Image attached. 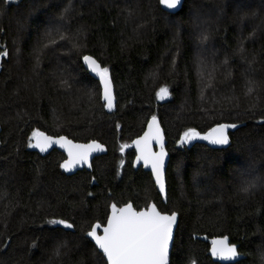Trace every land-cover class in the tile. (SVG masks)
Returning <instances> with one entry per match:
<instances>
[{"label":"trees","instance_id":"1","mask_svg":"<svg viewBox=\"0 0 264 264\" xmlns=\"http://www.w3.org/2000/svg\"><path fill=\"white\" fill-rule=\"evenodd\" d=\"M198 20L206 21L203 55ZM46 32L58 33L55 46L44 47ZM5 51L0 264H100L87 233L106 223L112 203L179 214L170 264H222L210 247L225 236L242 254L230 264H264V0H185L175 14L159 0H0ZM84 55L109 69L114 112ZM199 56L211 67L206 77ZM153 115L171 155L167 202L152 174L134 166L132 143ZM218 123L237 125L227 146L181 142L189 128L204 134ZM34 130L99 140L107 152L92 170L68 175L64 153L29 146Z\"/></svg>","mask_w":264,"mask_h":264},{"label":"snow or ice","instance_id":"2","mask_svg":"<svg viewBox=\"0 0 264 264\" xmlns=\"http://www.w3.org/2000/svg\"><path fill=\"white\" fill-rule=\"evenodd\" d=\"M160 3L168 8H175L180 0H160ZM67 11V9H65ZM58 33L46 32L45 37L49 44L44 47L55 46L54 35ZM6 56L7 52L0 53ZM84 62L92 72L99 76L103 85L104 107L111 109L113 107L112 81L109 78V69L102 67L100 63L92 56L84 55ZM253 91L252 87L248 88V92ZM169 95L167 86L161 87L156 96L163 100ZM148 130L144 135L133 141L137 148V161L142 160L145 165H150L155 182L159 186V191L164 193V139L161 133L157 117L152 116L148 121ZM236 124L218 123L212 127L202 137L195 128H189L181 137L182 143L200 137L213 144L226 145L229 144L228 129L236 128ZM31 139L35 140V144L31 143ZM29 146L37 147L41 152L47 151L52 145L58 144L67 152L68 159L64 160L60 165L65 170H70L76 165L87 163L90 155L94 151L103 150V145L95 140L87 144L74 143L66 136L53 137L46 135L39 130L32 132ZM155 141L159 147V152L152 151L151 144ZM127 145L121 147V151ZM248 191V188H244ZM111 214L107 217V224L103 227V234H98L100 224H93L91 231L87 236L95 241V245L101 250L100 264H169V245L174 239L173 228L177 224V213L172 211L170 214L161 212L157 209L156 204H149L146 208L139 211L134 208L132 203H125L122 207H118L116 203H112ZM72 228L66 220L52 221ZM228 237H220L212 240V255L224 259L236 258L240 255L235 244H229Z\"/></svg>","mask_w":264,"mask_h":264},{"label":"water","instance_id":"3","mask_svg":"<svg viewBox=\"0 0 264 264\" xmlns=\"http://www.w3.org/2000/svg\"><path fill=\"white\" fill-rule=\"evenodd\" d=\"M159 2H160V0H159ZM184 2H185V0H180V3H179L175 8H168V7H166L165 5H163V4H161V3H160V6H161L162 9L165 10L166 12H169V13L175 14V13H177L178 11H180V10L182 9ZM89 56H92V55H89ZM92 57H93L94 59H96L94 56H92ZM96 60H97V59H96ZM97 61H98V60H97ZM82 62H83L84 67L86 68V70H88V72H89V73H90V74H91L96 80H98V81L100 82L99 76H98L96 73L92 72L91 69L88 68L87 64L84 62L83 59H82ZM98 63H100V62L98 61ZM100 64H101V63H100ZM109 78L111 79L110 76H109ZM111 81H112V79H111ZM100 85H101V88H102V97H103V85L101 84V82H100ZM112 95H113V98H114V99H113V107H112L111 109L106 108L107 111L110 112V113H111V112H114V111L116 110V103H117L116 94H115V87H114V83H113V81H112ZM168 96H169V95H168ZM168 96H166L164 99H167ZM103 101H104V100H103ZM104 103H105V101H104ZM156 117H157V116H156ZM150 120H151V118H150ZM150 120H149V121H150ZM157 122H158V124H159L160 130H161V133H162V135H163V139H164V151H165V153H166L165 158H164V182H165V191H164V193H161V192L159 191V186H158V185L156 184V182H155V177H154V175L152 174L151 166H150V165H145L144 162H143L142 160L137 161V159H136V157H137V155H138L137 148H136L135 144L132 143V146H133V148L135 149V152H136L135 159H134V166H135L136 168L143 167L146 171H149V172L152 174L157 190H158L159 193L161 194V196H162L164 202H167V182H166V171H167V167H168V164H169V161H170V157H171V155H170V152H169V150H168V146H167V145H168V142H167L166 133H165V130H164L163 126H162V123H161V120H160L159 117H157ZM224 124H229V123H224ZM147 126H148V123H147ZM147 126H146L145 131L148 130V127H147ZM231 130H233V129H232V128L228 129L229 141H230V132H231ZM145 131H144V132H145ZM144 132H143L142 135H140L139 137L143 136V135H144ZM43 133H45V132H43ZM1 134H2V126L0 125V140H1ZM45 134H46V135H49V136H53V135H50V134H47V133H45ZM204 134H205V133H204ZM204 134H201V137H202ZM61 136H65V135H61ZM53 137L55 138V137H58V136H53ZM66 137H67L69 140H72L74 143H80V144H87V143H90L91 141H93V140H91V141H88V142H81V141H75L74 139H72V138H70V137H68V136H66ZM139 137L135 138L134 140L138 139ZM95 141H96L97 143L103 145V150H98V151H94V152H92V154L90 155V157H89L87 163H81V164H78V165H76L74 168H72V169H70V170H65V169H64L65 172H66V174H68V175H72V174H75L76 172H78V171H80V170H83V169L92 170V167H93V160H94L96 157L101 156V155H103V154H105V153L107 152V146H106L104 143H102V142L99 141V140H95ZM196 141H202V142H205V143L211 145L212 147H216V148H222V147H225V146L228 145V144H226V145L213 144V143H211V142H209V141H207V140L201 139L200 137H197L196 139L189 141V143H195ZM33 142H34V144H35V140H34V139H33ZM151 147H152V151H154V152H159V151H160V147H159V145H158L155 141L152 142ZM34 148H35L40 154H42V155H47V154H48L49 152H51L52 150L57 149V150L61 151L62 153H64L65 156H66V159H68V155H67L66 150H65L64 148L60 147V145H58V144H54V145H52L47 151H44V152H41L40 149L37 148V147H34ZM66 159H65V160H66ZM153 204H154V203H153ZM156 206H157V205H156ZM121 207H122V206H121ZM134 208H135V207H134ZM143 209H144V208H143ZM157 209H158L159 211H161V210L158 208V206H157ZM136 210L139 211L138 209H136ZM140 210H141V209H140ZM161 212H163V211H161ZM167 213H168V212H167ZM176 213H177V212H176ZM110 214H111V207H110V213H109V215H110ZM169 214H170V213H169ZM177 221L179 222V214H178V213H177ZM178 222H177L176 225H174V228H173V237H174V238H175L176 230H177V227H178ZM106 224H107V221H106V223H105L104 225L100 226V228L97 230V231H98V234H100V235L103 234V227H104ZM217 238H220V237H217ZM213 239H216V238H213ZM213 239H212V240H213ZM92 240L94 241L93 238H92ZM212 240H211L210 252H211V249H212ZM94 242H95V241H94ZM227 242H228L229 244H231L229 240H228ZM173 243H174V239L170 242V245H169V264H170V262H171V252H172V248H173ZM97 248H98V247H97ZM237 250H238V248H237ZM99 251L101 252V250H99ZM238 252H239V250H238ZM239 253H240V252H239ZM211 255H212V252H211ZM212 256H213V255H212ZM213 258H214L216 261H218V262H220V263H222V264H230V263H235V262L239 261V260L242 258V254L240 253L239 256H237L236 258H232V259H224V258H221V257H218V256H213Z\"/></svg>","mask_w":264,"mask_h":264},{"label":"rangeland","instance_id":"4","mask_svg":"<svg viewBox=\"0 0 264 264\" xmlns=\"http://www.w3.org/2000/svg\"><path fill=\"white\" fill-rule=\"evenodd\" d=\"M205 22L206 21H200V20H198L197 22H196V26H195V30H196V33L198 32V36H199V40H200V42L202 43L201 44V46H200V49H199V52L198 53H203L204 52V50H205V47H206V45H207V43H208V40H207V35L204 33V34H201L200 33V31H201V29H205L206 28V26H205ZM201 28V29H200ZM207 42V43H206ZM205 43H206V45H205ZM212 43L210 42L209 44H208V47H209V49L211 48H213L212 47ZM202 51V52H201ZM205 53V52H204ZM200 54V55H201ZM203 55V54H202ZM201 57L199 56V60L201 61V66H200V71H199V76L200 77H206V74H207V72H208V70H210V66L208 65V61L206 60H203L202 58L200 59ZM210 61V60H209ZM205 90H206V87H205Z\"/></svg>","mask_w":264,"mask_h":264}]
</instances>
